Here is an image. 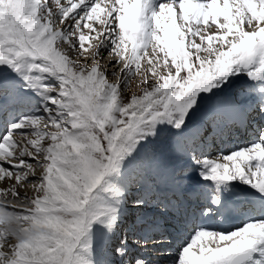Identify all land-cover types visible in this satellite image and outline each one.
Wrapping results in <instances>:
<instances>
[{"label":"snow or ice","instance_id":"snow-or-ice-1","mask_svg":"<svg viewBox=\"0 0 264 264\" xmlns=\"http://www.w3.org/2000/svg\"><path fill=\"white\" fill-rule=\"evenodd\" d=\"M262 122L264 0H0V264H264Z\"/></svg>","mask_w":264,"mask_h":264},{"label":"rangeland","instance_id":"rangeland-1","mask_svg":"<svg viewBox=\"0 0 264 264\" xmlns=\"http://www.w3.org/2000/svg\"><path fill=\"white\" fill-rule=\"evenodd\" d=\"M73 55V57L74 58H77L76 57V54L75 53H73L72 54ZM105 56H107V53L105 52ZM109 59H111V58H109ZM109 59H105V60H103L102 61V63H103V65H104V67L109 71V72H113V71H118V69H116V68H112L111 66H110V64H109ZM82 63H85V64H87V63H89V61L88 60H83V61H81ZM109 80L111 81V82H113V83H115V82H117V79L115 78V77H112V76H109ZM138 80H139V77L138 78H136V79H133V81H132V83H131V86L125 91V98L127 99L128 98V96L130 97V95H132V94H140L141 93V88H140V86H139V84H138ZM258 127V126H257ZM252 138H254L258 133H255L256 131L253 129L252 130ZM229 140L231 139V138H228ZM238 147H243L242 145H240L239 143H237V142H235V141H231L230 143H229V147H227V149H229V150H231V149H235V148H238ZM39 171V170H38ZM38 175H39V172H38ZM30 179H32V178H30ZM0 186H7V185H2V184H0ZM27 192V194L29 195V196H32L34 193H33V190L30 188V187H27L26 189H21V194L23 195L24 194V192ZM168 250V249H167ZM156 256H162V258H156V260L155 261H157V262H155L154 264H171L170 263V261L168 260V259H166V258H163V255L161 254V253H157L156 252ZM151 258H152V256H151ZM166 260V261H165Z\"/></svg>","mask_w":264,"mask_h":264},{"label":"bare ground","instance_id":"bare-ground-1","mask_svg":"<svg viewBox=\"0 0 264 264\" xmlns=\"http://www.w3.org/2000/svg\"><path fill=\"white\" fill-rule=\"evenodd\" d=\"M131 96V95H130ZM129 97V96H128Z\"/></svg>","mask_w":264,"mask_h":264}]
</instances>
